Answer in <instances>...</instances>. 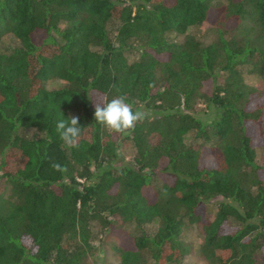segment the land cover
Masks as SVG:
<instances>
[{
    "label": "trees",
    "instance_id": "obj_1",
    "mask_svg": "<svg viewBox=\"0 0 264 264\" xmlns=\"http://www.w3.org/2000/svg\"><path fill=\"white\" fill-rule=\"evenodd\" d=\"M244 70L264 80V0H0V264H90L95 222L130 238L117 264H183L188 225L208 264H264V90ZM120 95L145 112L130 134L94 119Z\"/></svg>",
    "mask_w": 264,
    "mask_h": 264
},
{
    "label": "rangeland",
    "instance_id": "obj_2",
    "mask_svg": "<svg viewBox=\"0 0 264 264\" xmlns=\"http://www.w3.org/2000/svg\"><path fill=\"white\" fill-rule=\"evenodd\" d=\"M206 29H208V25L201 27H194L189 31L193 34L201 35L206 32ZM210 34L211 33L208 32L209 38L212 36V34L211 35ZM1 38H2L1 39L2 47L14 44L13 39L8 35H3ZM243 78L246 83L253 85L257 88H260L261 90H264V80L260 79L254 74L248 73L247 71L244 70ZM61 83H62L61 81L54 79V80H48L46 85L47 87L53 88ZM251 130L253 131L252 141L255 147L257 148L256 163L264 165V145H262L261 142L264 139V133L259 138L257 128L252 127ZM188 139L189 136L186 138V141ZM118 151L125 160H130L134 153L133 148L131 147L130 143L127 140H124L120 143ZM259 176L264 178V169ZM213 203L214 200H210L209 202L206 203V209L204 208V214L210 216L212 215L214 210ZM202 209L203 208H201L200 210ZM92 226L94 232L92 245L94 247L95 254L89 259L88 262L90 264H117L119 257H118V252L114 249V247L121 245L130 246V238L124 232L114 228L99 230L96 222L93 223ZM182 238L190 245V251L184 256L183 264H208L205 260H203L199 256L197 251V246L200 241V236L197 227L195 225H188L182 231Z\"/></svg>",
    "mask_w": 264,
    "mask_h": 264
},
{
    "label": "clouds",
    "instance_id": "obj_3",
    "mask_svg": "<svg viewBox=\"0 0 264 264\" xmlns=\"http://www.w3.org/2000/svg\"><path fill=\"white\" fill-rule=\"evenodd\" d=\"M94 119L113 133L130 134L137 123L143 122L145 112L140 109L134 110L133 105L126 101V97L120 95L107 103L95 104ZM81 128L79 117L75 115L61 119L56 124V132L68 148L78 146ZM52 167L56 171H66L59 163H53Z\"/></svg>",
    "mask_w": 264,
    "mask_h": 264
}]
</instances>
